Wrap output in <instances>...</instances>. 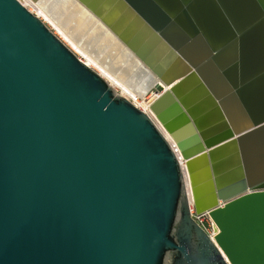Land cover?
Listing matches in <instances>:
<instances>
[{"label": "water", "instance_id": "1", "mask_svg": "<svg viewBox=\"0 0 264 264\" xmlns=\"http://www.w3.org/2000/svg\"><path fill=\"white\" fill-rule=\"evenodd\" d=\"M119 2L172 59L135 87L163 129L0 0V264H264V121L221 122L215 90L264 87V0Z\"/></svg>", "mask_w": 264, "mask_h": 264}, {"label": "rangeland", "instance_id": "2", "mask_svg": "<svg viewBox=\"0 0 264 264\" xmlns=\"http://www.w3.org/2000/svg\"><path fill=\"white\" fill-rule=\"evenodd\" d=\"M35 6H37L43 15L49 20H47L43 15H41L31 3H25L27 8L33 14H39L42 16V20L48 28L59 37L76 55H82L86 58V62L93 60L100 67L105 68L111 76L115 77L120 83H122L126 88L134 91L138 97L145 98L147 95H139L134 90L132 82H139L137 76L142 70L144 64L148 63L146 56L150 59L153 54L156 56L153 60V65L157 68L168 66L172 61L171 57L168 55L166 50L161 49L159 44L155 43L150 35L141 32L140 27L134 23L127 22L124 16L123 7L119 5L117 0H30ZM82 4L89 8L90 12L94 15L97 14L101 20L109 28L115 32L116 35L121 34L120 38L125 44L133 41L141 35L137 47L133 48L129 45L132 53L135 54L139 60L135 58L132 54H127L125 50L114 41L110 34L107 33L105 28L100 26L97 20H92V16L83 13L80 8L76 5ZM80 4V5H81ZM36 7V8H37ZM98 11H103L98 14ZM37 16V15H36ZM108 21V22H107ZM139 29H137V28ZM137 29V30H136ZM152 40V41H151ZM145 42V43H144ZM150 44L151 48L142 56L137 53V49L141 48L144 44ZM74 46H73V45ZM76 47V48H74ZM148 54V55H147ZM170 57V58H169ZM165 61V62H164ZM91 62V61H90ZM169 62V63H168ZM162 64V65H161ZM92 68L99 74H103L102 71L95 65ZM101 71V73H100ZM145 76L143 74L141 78ZM118 88V93L121 94L122 89ZM151 87L147 92L152 90ZM121 91V92H119ZM203 161V160H202ZM196 161V168L198 170L197 177L198 180L196 184L198 185V191L201 192L200 195H206L209 193V185L205 183V173L202 170L204 163ZM193 172V170H192ZM202 211H199V214Z\"/></svg>", "mask_w": 264, "mask_h": 264}, {"label": "bare ground", "instance_id": "3", "mask_svg": "<svg viewBox=\"0 0 264 264\" xmlns=\"http://www.w3.org/2000/svg\"><path fill=\"white\" fill-rule=\"evenodd\" d=\"M22 4H24L25 6H26V4L25 3H31L32 5H33V7L41 14V15H43V13L41 12V10L37 7V6H35L30 0H19ZM118 2H119V0H117ZM81 4V3H80ZM80 4H78V5H76L77 6V8H80V10L83 12V13H85V14H87V15H90V16H92L91 17V19L92 18H95V19H92V20H97V22H98V24L100 25V26H102L103 28H105V30L107 31V33L108 34H110L111 35V37L114 39V41H116V42H118V44L122 47V49L123 50H125L126 51V53L127 54H132V55H134L135 56V58L137 59V60H139V58L135 55V54H133L132 53V51H131V49L129 48V45L131 46V47H133V48H136L137 47V43L139 42V40H140V37H142L141 35H138V37L136 38V39H134L133 41H131V42H129V43H127V44H125L124 43V41L120 38L121 36V34H119V35H116L115 34V32H113V30L111 29V28H109L108 26H107V24H105L104 22H103V20H101L98 16H96L97 14H92L91 12H90V10H89V8H87L86 6H83L82 4L80 5ZM119 5L120 6H122L123 7V11H124V16H125V18L127 19V22H128V24L129 23H135L136 22V24L140 27V29H141V32L144 34V32H145V34H147L148 36L150 35V37H151V39L155 42V43H157V44H159L158 43V41L156 40V38H154L152 35H151V33L146 29V28H144V26H142V24L138 21V20H136L135 19V16H136V14L135 13H130V11H129V8H126V6L123 4V3H120L119 2ZM27 7V6H26ZM37 7V8H36ZM103 11H98L97 13L98 14H100V13H102ZM40 19H42V16H40L39 14H36ZM101 15V14H100ZM44 16V15H43ZM45 17V16H44ZM46 18V17H45ZM47 19V18H46ZM43 20V19H42ZM48 20V19H47ZM44 21V20H43ZM49 21V20H48ZM108 22V21H107ZM137 28V27H136ZM137 29H139V28H137ZM136 29V30H137ZM151 40V41H152ZM145 43V42H144ZM73 45V44H72ZM74 46V45H73ZM159 47L161 48V49H164L163 48V46H161V45H159ZM74 48H76V47H74ZM150 48H151V46H150V44H144L141 48H138L137 49V53H139L140 55H142V56H144V55H146V53L150 50ZM77 49V48H76ZM78 50V49H77ZM148 55V54H147ZM82 56V55H81ZM156 56L153 54V56L151 55V57H150V59L146 56L145 58L147 59V61H148V63L150 64V65H153V62H154V60L156 59L155 58ZM82 58L84 59V61L86 62V58L84 57V56H82ZM155 58V59H154ZM170 58V57H169ZM154 59V60H153ZM91 61V62H90ZM90 61H88V62H86V64L87 65H89L91 68H92V65H95V66H97L101 71H102V73L103 74H100L116 91H118V88H116V87H120L121 89H122V92L121 91H119V92H121V94L123 95V96H125L126 98H129L130 96H137V94L134 92V91H131V90H129L128 88H126L122 83H120L115 77H113V76H111V74H109V72L105 69V68H102V67H100L96 62H94L93 60H91L90 59ZM165 62V61H164ZM155 63V62H154ZM169 63V62H168ZM147 68H150V66L149 65H147V64H144ZM162 65V64H161ZM164 67V66H163ZM152 68V67H151ZM153 68H157L156 67V65L155 66H153ZM93 69V68H92ZM158 69H160V68H158ZM152 70V69H151ZM101 71H100V73H101ZM143 74H145V76H143L142 78H141V76L143 75ZM142 75L140 74V76L139 75H137V76H135V77H137V79L136 80H138L139 78H140V80H139V82L137 83V82H132V84L131 85H133V87H134V90L136 91V85H138L140 82H142V81H144V78L146 77V75H147V73H143ZM137 92V91H136ZM138 93V92H137ZM140 95V94H139ZM144 95H146V93H143L142 94V97L144 96ZM154 98H155V96L154 97H152V98H147V97H145V98H143V101H144V104H149V102L151 101V100H154ZM152 116H153V119H154V121H155V123L161 128L162 127V125H161V123L159 122V120L156 118V116L155 115H153L152 114ZM162 129H163V127H162ZM165 131V130H164ZM166 133V135H167V137H169V135H168V133L167 132H165ZM169 139H170V137H169ZM187 181H188V178H187ZM188 183V189H189V193L191 192V187H190V183H189V181L187 182ZM190 198H191V196H190ZM219 230V229H218Z\"/></svg>", "mask_w": 264, "mask_h": 264}, {"label": "crops", "instance_id": "4", "mask_svg": "<svg viewBox=\"0 0 264 264\" xmlns=\"http://www.w3.org/2000/svg\"><path fill=\"white\" fill-rule=\"evenodd\" d=\"M228 89L235 92L223 99L224 109L219 102L216 105L219 116L223 117L221 122L228 125L229 122L261 123L264 121V87H215L217 92L227 93ZM257 140L261 166L264 165V162H261V157L264 158V149L261 153L262 145L264 146V131H259Z\"/></svg>", "mask_w": 264, "mask_h": 264}, {"label": "built area", "instance_id": "5", "mask_svg": "<svg viewBox=\"0 0 264 264\" xmlns=\"http://www.w3.org/2000/svg\"><path fill=\"white\" fill-rule=\"evenodd\" d=\"M77 56L81 60L84 61L82 56H80V55H77ZM154 96H155L154 100H151L149 102V104H144L143 99L138 97V96H133L132 95V96H130L127 99H129L130 102H132L136 107H138L139 109H141L142 111H144L148 115H150L152 117V119H153V116H152V113H151V110H150V106L158 98L159 93H157L156 91L153 90L146 96L147 98H152ZM191 215L195 219V221L208 233V235L212 239H214L215 236L218 234L219 230H218L217 224L214 222V220L212 219L210 214L208 212L198 214L195 211L194 205H191Z\"/></svg>", "mask_w": 264, "mask_h": 264}]
</instances>
